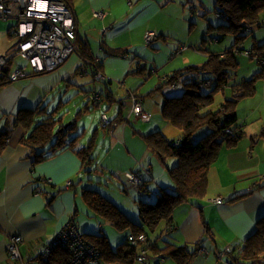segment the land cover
Instances as JSON below:
<instances>
[{
	"label": "crops",
	"instance_id": "0c3cea01",
	"mask_svg": "<svg viewBox=\"0 0 264 264\" xmlns=\"http://www.w3.org/2000/svg\"><path fill=\"white\" fill-rule=\"evenodd\" d=\"M216 1L73 0L72 5L78 21L77 41L82 39L87 42L91 54L101 61L100 70L105 74L106 80L94 81L91 74H85L86 71L90 72L89 63L77 50L53 71L31 74L0 86V139L4 136L6 139L3 145L0 144V264H12L7 251L12 235H22L23 242L20 243L19 249L21 255L30 263L40 256L44 247L72 214L76 216L75 212L78 214V211L86 208L85 212L89 217H96L83 202V198L80 199L79 194V189L82 196V190L89 188L86 187V182H91L94 175L81 173V160L70 149L56 156L37 160L36 151L22 142V138L29 131L21 122L17 124L18 116L32 107L40 106L46 107L48 112L58 111L55 118L63 116L66 122L70 115L74 117L79 110L87 109L85 105H89V110L104 106L112 117L115 116L119 104H109L107 100L94 106L89 104L87 99L92 98V90H96L107 97L112 92L116 99L125 98L126 117L131 105V98L127 95L129 89L141 88L138 93L142 94L158 86L160 76L158 79L153 78L154 72L151 69H156L155 73H158L161 67L170 66L173 71L192 65V59L198 55L203 56L204 61L208 59L196 49L203 47L209 25L220 23V18L214 13ZM186 4L193 7V10L189 11L190 8L185 7ZM96 10L103 11L105 16H95ZM207 13L214 14L215 17L212 15L211 18H206L209 16ZM11 27L6 33H0V54L7 53L14 40ZM150 31H154L157 38L148 44L145 36ZM254 35L250 48L255 43L264 44V29ZM219 44L211 42L210 45L220 46ZM228 47L208 48L214 52H223ZM118 48L126 49L127 54L117 56L107 53V50ZM15 57L12 59L10 70L15 66L24 65L16 63ZM237 59L240 67L232 75L235 82L250 79L264 69L255 58L239 53ZM140 68L145 69L141 72ZM162 72V76L170 73ZM96 82L102 85L96 87ZM65 86L68 89L80 90L79 97L85 102L82 108H78V102H72L73 110H69L68 115H65L60 111L63 108L62 98L58 105L54 103L42 106L54 99L56 90ZM228 88L232 91L231 96L227 98H233L234 91L232 87ZM67 95L69 90L66 91ZM70 101H74V98L71 97ZM143 101L144 109L149 111L152 117L165 120L161 115V95L157 93L144 98ZM151 104L153 108H150ZM237 114L239 121L244 123L243 139L233 148H222L219 159L210 171L209 196L203 202L184 203L175 208L174 228L170 231L165 226L160 230L164 231V236L168 235L165 236L167 240L177 245H186L188 248L189 245L203 240L200 247L209 250L211 247L223 250L229 246L240 249L244 241L257 231L258 221L264 216V187L258 185L264 182V76L257 81L256 92L239 101ZM39 117L36 119L39 120ZM135 119L139 120V117L131 115L127 122L115 119V129L109 133L112 134L113 140L124 143L117 149H120L123 158L127 153L134 154L130 163L131 166L134 165L132 169L143 172V180L146 183L144 191L151 190L150 185L159 191L163 187H171L172 180L167 168L158 159L160 164L154 163L151 157L154 155L142 136L156 130L165 134L167 126L160 122L157 126L148 125L144 128L145 124L138 125L135 122L138 129L132 125ZM87 133L89 132L81 134L83 136ZM105 133L107 134L106 131ZM73 138V135L69 137L70 140ZM81 139L79 138L77 147L87 145L82 144ZM41 150L38 149V152ZM173 163L174 159H169V167H172ZM171 164L173 165L170 166ZM71 180L69 187L67 183ZM251 188H255L254 191L244 195ZM94 189L100 191L98 188ZM138 190L142 192L140 187ZM236 195L243 196L229 201ZM217 197H222L224 202H213L212 199ZM121 210L125 212L122 207ZM203 218L211 229L209 234L205 231ZM91 221L88 219L78 225L85 233H92ZM136 221L134 222L141 223L139 214ZM100 227L104 229V226ZM129 234L131 232L127 233L124 241ZM149 238L153 240L150 236ZM210 255L203 256L197 252L189 264H215ZM163 261L167 263L166 259Z\"/></svg>",
	"mask_w": 264,
	"mask_h": 264
},
{
	"label": "trees",
	"instance_id": "16d2710c",
	"mask_svg": "<svg viewBox=\"0 0 264 264\" xmlns=\"http://www.w3.org/2000/svg\"><path fill=\"white\" fill-rule=\"evenodd\" d=\"M67 1L73 4V0ZM192 9L193 7H190L189 10ZM214 13L221 21L218 24L209 25L206 31L207 35L203 40V47L196 49L208 57L206 61L200 65L186 66L160 76L158 86L148 93H138L141 88L137 90L129 89L127 93L131 98L129 110L132 107L133 99H138L146 112L148 111L144 109V98L154 96L157 93L161 95L163 99L162 117L181 132L180 137L172 140L168 139L161 130H156L150 134H142L150 152L167 168L172 180L171 187H163L159 191L160 194L155 203L138 201L140 224L132 221L125 212L100 191L94 188H84L82 190L83 201L96 216L104 217L108 223L118 230L131 228V234L127 236L126 240L119 244L116 249H113L108 235L104 233H85L76 222V216L73 218V222L86 240L98 247L102 260L115 264H138L136 262L138 248L130 243L132 234L138 236L144 233L148 236V246L144 254L146 263L139 264H161L163 259H171L175 264H189L201 248L203 240L195 243V250H190L186 245H177L167 240L164 231L161 232L160 229L156 239L151 240L149 238L150 232H156L162 222H164L166 229L171 231L174 228V210L176 207L184 203L203 202L209 196L210 171L219 159L222 148H233L244 137V123L238 119L237 105L242 98L251 96L256 92V83L264 76V69L262 72L254 74L250 79H243L238 82H235L232 76L237 72L236 69L240 67L237 54L241 53L252 58H255V55L264 57V44L255 43L251 48L244 47L249 36L254 38L257 31L264 29V0H217ZM214 34L218 38L213 39ZM228 36L233 37V43L223 52H214L205 47L209 41L218 43ZM155 38H157V34L147 43L151 44ZM77 46L81 56L89 63V74L92 75V79L94 81L106 80H96L95 74L97 71H101V61L98 63L99 66H93L96 56L91 54L87 42L79 39ZM107 53L122 56L127 54V50L118 48L111 51L107 50ZM11 64L12 60L5 69L6 76L0 78V86L9 82L8 73ZM260 64L264 66V64ZM144 69L140 68V71L142 72ZM151 71L157 72L156 69H151ZM179 84L184 85L183 93L180 95L165 94V87L177 89ZM206 85L209 86V90L205 92L204 87ZM228 87H232L234 91L233 98L225 97L224 101L218 106L217 94L222 92L225 95ZM96 93L101 94L102 99L96 100L94 98ZM92 94L93 105L106 100L109 104H119L118 113L113 117L108 116L109 124L102 125L104 133L105 131L111 133L114 131L115 119L127 122L130 114H135L143 121L141 116L135 112L130 111L126 117L124 116V109L127 107L124 103L125 98L116 99L112 92L107 97L104 93L96 90H92ZM84 107L87 109L79 110L71 118L72 124L68 127H65L66 122L63 120V116L58 119L55 118L58 111L48 112L46 107L40 106L36 109H28L18 116L19 120L17 121V124L21 122L29 131L22 138V142L36 151L37 160L56 156L60 152L70 149L81 160V173L90 174L92 168L88 166L94 164L93 152L97 147L98 129L94 131L86 146L77 147V142L82 134H78L72 140L69 139L75 132L81 116L89 110V105ZM37 116H40L39 120L36 119ZM100 122L103 123L102 118ZM205 125L211 128L210 132L194 142V134ZM0 140V144L3 145L6 140L5 136ZM38 149L42 150L38 152ZM171 158H176L177 161L172 167H169L168 161ZM133 172H138L143 176L141 170H134ZM258 185L264 187V182ZM137 187L144 191L143 189L146 187L144 180ZM254 189L251 188L244 195L252 193ZM145 191L149 192L150 190ZM242 196L236 195L229 201H234ZM203 223L205 231L209 234L211 229L204 218ZM167 232L169 233V231ZM38 259L41 264H71L70 255L60 247L53 250L48 260L43 259L41 255ZM225 259L232 261L233 264H239L241 262L239 260L248 261L251 264H264V216L258 221L257 231L244 241L240 249L233 247L232 251L226 254Z\"/></svg>",
	"mask_w": 264,
	"mask_h": 264
},
{
	"label": "built area",
	"instance_id": "2783aa9c",
	"mask_svg": "<svg viewBox=\"0 0 264 264\" xmlns=\"http://www.w3.org/2000/svg\"><path fill=\"white\" fill-rule=\"evenodd\" d=\"M187 5V6H186ZM185 6L190 8L188 4ZM193 10V9H192ZM94 15L104 17L103 11L96 10ZM14 20L11 27L14 40L11 42L10 51L0 54V78L6 76L5 69L10 61L20 55L27 65H18L9 70L8 81H17L31 74L49 72L59 68L70 56L77 51L78 21L73 5L67 0H0V27L3 22ZM156 36L154 31L146 35V40L151 41ZM8 48V49H9ZM249 53V51H247ZM255 58L264 64V57L255 55ZM96 59L93 66H99ZM89 71L85 74L88 75ZM96 80L105 79L102 71L95 74ZM96 100L102 99L101 94L94 95ZM131 112L140 115L143 121H149L150 114L143 110L142 103L133 99ZM104 125L109 124L107 113L102 115ZM129 182L133 186H139L143 182V176L138 172L128 173ZM71 185V181L67 183ZM215 203H223L222 197L212 199ZM23 242L20 234L12 235L8 243L7 251L12 264H29L21 255L19 245ZM132 246L138 248L136 262L146 263V248L148 236L144 233L130 236ZM65 249L71 257V264H101V252L92 242L86 240L81 231L69 218L41 252L43 259L48 260L50 254L56 248ZM232 251V247L217 250L215 255L224 260L226 254ZM199 254L207 256L210 250L202 247ZM225 264H233L226 260Z\"/></svg>",
	"mask_w": 264,
	"mask_h": 264
},
{
	"label": "rangeland",
	"instance_id": "374dc122",
	"mask_svg": "<svg viewBox=\"0 0 264 264\" xmlns=\"http://www.w3.org/2000/svg\"><path fill=\"white\" fill-rule=\"evenodd\" d=\"M207 14H209V13H207ZM212 15L215 17L214 14H209V16H207L206 18H211ZM7 22L8 23H5V24L3 23V25L0 27V33L1 32L6 33V31L8 29H10L9 27H11L14 24V20H10ZM213 22H216V21H213ZM215 38H218L216 36V34L213 35V39H215ZM252 39H253L252 36H249L247 38V40L245 41V44H244L245 48H249V45H250V42L252 41ZM232 41H233L232 36H228L223 41L219 42L220 46L210 45L211 41H209L207 44V48L209 46H211V48H215V49H219V47L224 49V48L230 46ZM215 45H217V44H215ZM7 51H10V48L7 49ZM20 58H22L20 55H17L15 57L16 63H22L25 65L26 62L22 60L23 58L22 59H20ZM192 62H193L192 65L202 64L204 62V57L201 55H198V57L194 58V60L192 59ZM171 65L173 66L172 63H171ZM162 71L170 72L171 67L170 66L161 67L159 69L158 73H153L152 77L158 79L159 76L163 75ZM95 84H96V87L102 85V83H100V82H96ZM67 90H69V95L66 96ZM208 90H209V86L206 85V87H204V91L206 92ZM79 91L77 88L76 89H73V88L68 89L66 86L62 87L59 90H56V92L54 94V99L50 100L48 103L42 104V106H48L47 104L51 105L54 103H56V105H58V103L61 101V98H62L63 108H61L60 111L62 113H65V115H68V111L73 110L72 107L74 106V104L72 102H78V105H79L78 108H82L85 104L84 100L81 97H79V95H80ZM183 91H184V85H180V84H179L177 89H173L172 87H165L164 88V92L166 95H180L181 93H183ZM231 91H232L231 88H228V89H226L225 95L222 92H219L217 94L218 106L224 101L225 97L231 96ZM97 92H99V91H97ZM71 97L74 98V101H70ZM87 101L89 102V104H91V106H94L93 102H92V98L87 99ZM106 105H107V102H106L105 106ZM153 107L154 106L151 104L150 108H153ZM34 108H36V107H32L30 109H34ZM103 112L107 113L109 117L112 116L111 113L109 114V111H107V109L104 108V106L101 108H94L92 110L86 111L83 115L84 117H82L83 119L82 118L79 119L80 121H78L79 123L75 129V132L72 134L73 136H77L78 134H81L83 132H89L86 135L81 136V138H82L81 143L87 144L89 138L93 136L94 131L96 129H98L97 145H96L97 147H95L94 152H93V156L95 158L94 164L92 166L91 165L88 166V167L92 168L91 173L94 175V177L92 178L91 182H86L87 183L86 187L98 188L106 196H108L112 201H114L115 204L117 206H119L120 209L122 207V209L125 211V213L127 214V216L131 220H134L135 222H137L136 219H137V215L139 214V202L138 201L143 200V201H147L150 204L155 203L158 200V196L160 193L157 192L159 190H155L153 188V185H150L151 190L149 192H146V191L139 192V190H138L139 187H137V186L135 187V186L131 185V183L129 182L128 173L134 171V169H132L134 165L131 166V163H130V161L134 157V154L129 155L127 153V154H125L126 157L123 158L122 153L120 152V149H117V147L119 145L124 144L123 141H122V143L116 142V140H113V136L111 133H109V132H107V134L104 133V130L102 128L103 123L100 122L102 115H103ZM127 112L129 113L130 110H127ZM131 115H135V114H130L129 116H131ZM150 115H151V113H150ZM71 118H72V116L70 115L69 119L66 120V124L71 121ZM151 118H153V119H150V121H146V122L141 121L140 118H139V120L135 119L134 122H132V125L135 128L139 129V127L135 124V122H137L138 125L145 124V125H143L144 128H145V126H148V125H151L152 127L157 126L161 122L162 124L167 126L165 136L168 139L172 140V139H176L178 136L179 137L181 136V132L179 131V129L176 128L175 126H173L167 120L162 119V121H161V120H158L156 116L152 117V115H151ZM39 119H40V117H39ZM161 128H162V126H161ZM145 130H147V128ZM210 130H211V128L207 125L201 127L194 134L193 141L194 142L198 141L202 136L209 133ZM151 157L154 159V163L160 164V162L157 160V158L155 156H151ZM171 160H173V158H171ZM176 161H177V159L174 158L175 163H176ZM175 163H173V164H175ZM134 164H135V162H134ZM173 164H171L170 166H172ZM79 194H80V199L82 200L81 189H79ZM85 211H86V208L83 209L82 211L81 210L78 211V214H76V219H75L76 222L77 223H84V222H87L88 219L92 220L91 221V223L93 224V226H91V228H93L92 233L96 232V233H104L106 235H109L110 243H111L113 249H116L117 246L124 241V238L126 237L127 233L131 232V228H127L126 230H122V231L116 229L115 227L111 226L110 223H108L104 217H101L98 215L97 216L95 215L96 217H92V215H90V217H89ZM71 217L74 218L75 215L72 214ZM100 226H104V229H102ZM162 227H165L164 222H162L160 224V227L158 228V230L156 232H153V233L150 232V237L153 240H155V238L157 237V235L159 233V229L161 230ZM93 231H95V232H93ZM166 236H168V235H166ZM189 248L191 250H193L195 248V245H189ZM214 250H215L214 247L210 248V254H211L210 256L214 258L215 264H225L226 259H224V261L218 259L215 255ZM23 258L26 260L25 257H23ZM199 259H201V258H199ZM166 261H167V263L165 261H162L161 264L174 263V261L171 259H166ZM239 261H241L239 264H251L248 261H242V260H239ZM40 262L41 261L37 258L35 260L30 261V264H41ZM101 264H115V263L108 262L107 260L106 261L102 260Z\"/></svg>",
	"mask_w": 264,
	"mask_h": 264
},
{
	"label": "water",
	"instance_id": "95a60500",
	"mask_svg": "<svg viewBox=\"0 0 264 264\" xmlns=\"http://www.w3.org/2000/svg\"><path fill=\"white\" fill-rule=\"evenodd\" d=\"M71 124H72V120L69 123L65 124V127H68Z\"/></svg>",
	"mask_w": 264,
	"mask_h": 264
}]
</instances>
